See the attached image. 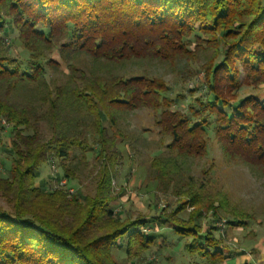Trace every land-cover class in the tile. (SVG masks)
I'll return each instance as SVG.
<instances>
[{"label":"trees","instance_id":"obj_1","mask_svg":"<svg viewBox=\"0 0 264 264\" xmlns=\"http://www.w3.org/2000/svg\"><path fill=\"white\" fill-rule=\"evenodd\" d=\"M6 23L15 28L28 56L19 61L4 55L0 40V118L7 123H0V131L8 129L16 163L0 177L3 190L16 201L14 213L0 210V264H125L116 261L114 250L131 259L167 244L160 235L141 232L148 218L114 213L108 191L83 197L84 207L62 189L43 191L34 185L36 169L56 158L68 178L71 168L64 160L72 159L73 150L96 152L112 164L115 135L122 136L119 129L112 131L117 112L153 109L160 141L176 152L171 159L206 151L205 126L214 115L213 134L225 156L239 157L264 174V93L259 87L231 101L229 111L222 109L233 99L230 90L238 92L241 85L235 62L243 69L244 84L264 83V0H0V31ZM190 35L195 46L209 52L202 64L209 98H195L196 109L189 106L186 113L172 109L174 101L163 80L128 72L126 65L189 58ZM86 57L88 67L83 64ZM46 67H65L58 86ZM40 121L51 132L46 140L40 135ZM153 166L152 179L159 187H166L163 180L171 185L174 172L168 159ZM103 174L107 176L105 167ZM48 195L72 207L70 213L83 211L79 221L67 224L54 214L21 208L22 199ZM183 206L152 218L171 227L191 257L224 264L230 252L214 233L216 205L205 229L203 210L195 208L183 219L177 216ZM101 219L113 226L88 237L100 229L96 224ZM245 222L226 219V224Z\"/></svg>","mask_w":264,"mask_h":264},{"label":"rangeland","instance_id":"obj_2","mask_svg":"<svg viewBox=\"0 0 264 264\" xmlns=\"http://www.w3.org/2000/svg\"><path fill=\"white\" fill-rule=\"evenodd\" d=\"M0 40L5 50L4 55L17 58L19 61L26 60L28 55L19 44L17 32L11 24L6 23L4 29L0 31ZM187 40L190 41L189 58L181 57L172 64L139 60L134 65H126L128 72L144 73L163 80L169 86V97L174 101L172 109H179L186 113L189 111V106L196 109L195 98H209L202 68L209 52L195 46L194 35H190ZM51 56L57 58V53L53 52ZM83 64L88 67L91 61H88L86 57L83 59ZM234 66L239 72L238 79H241V85L238 92L236 89V92L233 90V93L230 90L228 93L229 98L233 97V99H229L228 105L222 107L225 111L230 110L231 101L234 104L238 98L256 93L259 87V93H264V83L244 84L242 67L237 62ZM46 70L52 82L57 86L62 82L63 73L66 72L65 67L61 69L46 67ZM52 82L49 83L52 84ZM178 95L182 97L179 98ZM198 107L200 108V105ZM117 114V123L112 127V131L119 129L122 136L115 135L117 137L114 145L116 148H112L111 152L116 154V158L112 164L103 160L96 152L81 151L82 154L79 150H73L72 159L69 162L64 160L65 165L71 168H69L71 172L68 178L63 177V171L58 166L56 158L54 162L43 163L36 169L37 176L34 185L43 191L62 189L68 194L69 199L77 198L84 207L83 197L93 198L101 192L104 194L108 191L114 205V213L129 219L148 218V226L141 227V232L165 238L167 244L164 247L153 246L151 250L131 259H124L118 250H114L117 262L125 264H205L203 260L191 257L182 249L183 239L178 241L171 227L162 222L160 226L159 220L152 218L169 214L176 206L182 204L184 210L177 216L183 219L187 218L188 213L195 208L203 210L207 215L201 220L204 229L216 205L217 209L214 212L219 215V219L214 222L218 228L214 230V233L220 236L226 250L228 252L238 250L243 252L240 255L251 256L254 261H250V264H264V174L257 167L239 157L225 156L220 143L213 134L214 115L208 118L209 123L205 126L208 136L205 143L206 151L195 156H182L173 158V160L171 158L176 152L165 147V142L160 141L158 128L155 125L157 113L153 109L140 107L122 113L117 112ZM0 123L4 127L7 126L4 118H0ZM38 124L43 140L48 139L51 132L46 122L40 121ZM0 133V177H5L8 170L16 163L13 161L14 153L10 146L8 129L3 128ZM110 133L108 130L109 135ZM165 158L171 163L169 169L173 170L174 175L169 181L171 185L167 186L165 184L167 180H163L161 184L166 187H159L157 180L152 179L155 175L153 162ZM18 165L19 168L24 167L23 163ZM104 167L107 176L103 174ZM8 176L12 177L11 174ZM193 201L195 204L191 205ZM15 203L14 197L3 190V181H0V210L5 209L9 213H14ZM21 208L27 211H39L47 216L48 213L54 214L67 224L77 223L83 214V211L78 208L70 213L72 207L69 208L59 201L53 202L49 195L33 197L27 202L22 199ZM228 218L230 220L246 219V222L238 225L236 223L226 224ZM96 225H100V229L88 232V237L107 231L113 226L110 220L104 219ZM229 262L228 264H233L230 260Z\"/></svg>","mask_w":264,"mask_h":264},{"label":"crops","instance_id":"obj_3","mask_svg":"<svg viewBox=\"0 0 264 264\" xmlns=\"http://www.w3.org/2000/svg\"><path fill=\"white\" fill-rule=\"evenodd\" d=\"M240 253L243 252L238 250L230 251V255L232 256H230V258L227 259L224 264L230 263L229 260L233 262V264H250V261H254V258H252L251 256L248 257L246 255H240Z\"/></svg>","mask_w":264,"mask_h":264},{"label":"built area","instance_id":"obj_4","mask_svg":"<svg viewBox=\"0 0 264 264\" xmlns=\"http://www.w3.org/2000/svg\"><path fill=\"white\" fill-rule=\"evenodd\" d=\"M64 182V181H63Z\"/></svg>","mask_w":264,"mask_h":264}]
</instances>
